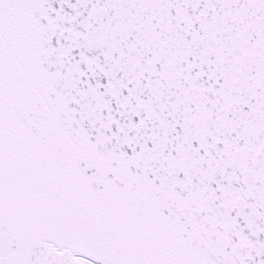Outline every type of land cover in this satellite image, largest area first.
<instances>
[{"label":"snow or ice","instance_id":"1","mask_svg":"<svg viewBox=\"0 0 264 264\" xmlns=\"http://www.w3.org/2000/svg\"><path fill=\"white\" fill-rule=\"evenodd\" d=\"M0 264H264V0H0Z\"/></svg>","mask_w":264,"mask_h":264}]
</instances>
